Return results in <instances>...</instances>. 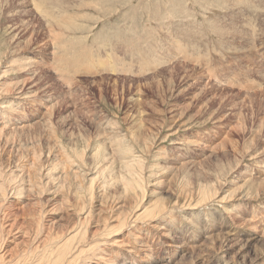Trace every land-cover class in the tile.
<instances>
[{
    "label": "rangeland",
    "instance_id": "obj_1",
    "mask_svg": "<svg viewBox=\"0 0 264 264\" xmlns=\"http://www.w3.org/2000/svg\"><path fill=\"white\" fill-rule=\"evenodd\" d=\"M43 2L51 13L41 12L39 0H0V84L11 90L19 84L23 102L17 105L32 121L45 107L54 108L48 125L43 120L30 129H8L13 147L4 153L6 162L23 165L36 151L45 165L38 177L47 181L39 191L14 197L11 209L27 223L31 218L29 225L35 227L37 214L23 216V207L32 204L29 208L38 212L41 206L45 212L40 220L47 230L56 223L55 232V226L76 219L81 206L86 207L80 219L92 206L86 243L90 238L106 243L100 249L118 264L133 259L137 264L254 262V251L263 249L262 242H251L241 253L237 245L223 254L218 247L217 252L207 247L203 236L208 229L217 234L215 223L224 216L237 224L238 215L253 211L257 218L264 217V0ZM9 94L0 97V104L16 100L17 95ZM104 122L112 127L109 133L100 127ZM118 144L123 150L129 146L130 153L143 160L142 168L137 166L144 176L143 189L128 188L126 193L125 181L133 177L124 172L125 156L118 154ZM98 149L104 155H96ZM65 158L75 165L71 168L84 169L88 178L67 177L61 188L54 177L63 167L55 163ZM107 165L110 171L100 175ZM247 174L250 183L241 189ZM211 183L219 187V196L201 199L198 186ZM184 189L187 195H182ZM242 190L255 198L240 199ZM177 197L182 205H174ZM157 199L167 206V213L154 218L143 214L132 226L116 227L111 233L103 230L105 224L117 226L119 216L130 218L151 209ZM122 202L130 203L127 210ZM76 222L69 226L82 223ZM256 222L264 229L263 219ZM98 227L99 237L93 238ZM117 239L124 241L121 246ZM129 241L136 257L125 250L132 246Z\"/></svg>",
    "mask_w": 264,
    "mask_h": 264
},
{
    "label": "bare ground",
    "instance_id": "obj_2",
    "mask_svg": "<svg viewBox=\"0 0 264 264\" xmlns=\"http://www.w3.org/2000/svg\"><path fill=\"white\" fill-rule=\"evenodd\" d=\"M46 2V1H45ZM36 3V2H35ZM41 12L49 14L51 13L47 8L45 7L46 4H44L43 0H39V3H37ZM56 10V9H55ZM51 17V16H49ZM58 16H54L52 19L54 21H56L57 23H65L68 24V22H65L63 18H56ZM48 19V18H47ZM56 19V20H55ZM32 39V38H31ZM116 58V57H115ZM207 58V57H206ZM35 59V58H34ZM1 60V59H0ZM25 60V59H24ZM42 60V59H41ZM29 61V60H28ZM104 61V60H103ZM107 61V60H105ZM24 62V61H23ZM33 62V61H32ZM25 66H26V62ZM23 63V64H24ZM37 63V62H36ZM157 63V62H156ZM32 65V64H31ZM106 65L107 62H106ZM1 66V65H0ZM33 66V65H32ZM158 66V65H156ZM225 66V65H224ZM29 67V66H28ZM31 67V66H30ZM58 67V66H57ZM28 69V68H27ZM9 71V70H8ZM56 72V71H55ZM188 72V71H187ZM212 73V72H211ZM59 74V72H58ZM66 76V75H65ZM30 78V77H29ZM29 78H26V80H28ZM63 78V77H62ZM69 79V78H68ZM67 79V80H68ZM66 80V81H67ZM20 81V80H19ZM20 83V82H19ZM17 85V84H16ZM15 85V86H16ZM23 85V84H22ZM0 84V97L5 98V96H10L9 93H11L12 95H17L15 97L16 100H10L8 103L3 102L2 104H0V264H92L93 261H96V264H104V263H108V264H118V262H116V260L114 259V256L108 253H103L105 250L100 249L102 246V243L99 240H92L91 242L86 243V233L89 230L88 228V222L91 220L92 214L93 213V207L92 206H88L90 207L89 209L86 210V212L84 211L85 215L81 217V219L79 218V213L80 211L86 207V206H81L80 210H78L79 212L76 213L75 216H77L76 219H73L71 221L68 222V224H60L59 227L55 226V228L58 229V231L56 230L55 232L53 231V228L56 223L52 222L51 225L53 228H51L49 225L48 230L44 227V223L41 219V216H43L45 209L42 208L41 206L37 209L38 212L36 211V208L30 209L29 205L31 206L32 204L29 205H24V212H23V216H33L35 214H37V216L33 217L34 220V226L35 227H31L29 225V223H32L33 221H31V218H29V222L27 223L25 217H21L18 213L20 212H16L12 208V203L14 201V197H17L23 193L26 194V192L28 193V191H33V190H38L41 189L40 187H42L43 183L47 182H42L40 181L39 177H38V173L40 171V169L43 166V164H40V157L39 155H36V151L35 154L33 155L32 158H30L29 160H27V163H23L22 164H18V166H13L12 162H10V164L8 162H6L5 158H4V153H6V151H10L9 147L12 148L11 146H9L10 143V134L12 132H10L11 130L10 127L12 126H17L16 128L25 130L27 127L30 129V127L33 125L40 126L41 123H43L44 121L47 120V125H48V120L52 117L50 115H52L50 112L53 111L54 108H52L51 110V106L50 107H45V111L42 113L41 117L39 119H36V121H32L31 119H28V117L26 116V114H24L23 109H21V107L19 105H17V101L18 104L19 102H23V98L20 97L22 92V88L19 86V84L15 87V89L13 88V90H11V88H6L4 86H2ZM4 87V88H3ZM13 87V86H12ZM9 90H11L9 92ZM24 90V89H23ZM74 91V90H73ZM79 91V90H78ZM9 92V93H8ZM26 93V92H25ZM24 93V94H25ZM20 94V95H19ZM30 95V94H29ZM22 96V95H21ZM34 97V96H33ZM37 97V96H36ZM12 98V97H11ZM56 106V105H55ZM27 112V111H26ZM50 117V118H49ZM44 120V121H43ZM52 120V119H50ZM49 120V121H50ZM99 123V122H98ZM97 123V124H98ZM51 124V123H50ZM46 125V124H45ZM30 126V127H29ZM32 126V127H33ZM11 127V128H12ZM99 127V126H97ZM104 131L106 132H110L112 127H110L109 123L104 122L101 123L100 126ZM48 128V126H47ZM14 129V128H13ZM54 130V129H53ZM102 130V131H103ZM101 132V130H100ZM29 133V132H28ZM114 134V133H113ZM132 134V133H131ZM171 134V133H170ZM37 135V134H36ZM112 135V134H111ZM106 137V136H105ZM6 138V140H5ZM40 138V137H39ZM4 139V140H2ZM36 139V138H35ZM118 140V139H117ZM58 141V140H57ZM135 141V140H134ZM138 141V140H136ZM183 142V141H182ZM225 142V141H224ZM35 143V142H34ZM118 143V142H117ZM139 143V142H138ZM150 143V142H149ZM180 143V142H178ZM32 144V143H31ZM58 144V143H57ZM154 144V143H153ZM181 146L184 145L183 143H180ZM222 145V144H221ZM20 146V145H19ZM58 146V145H57ZM113 146V145H112ZM55 147V146H53ZM147 147V146H146ZM149 147V146H148ZM211 147V146H210ZM217 147V146H216ZM42 148V147H41ZM52 149V147H50ZM126 149H120L119 148V144H118V154H120L121 156H125L122 157L123 161L122 163L124 164V172L126 174H129L130 176L133 177L132 180L129 181H125V189L127 190L126 193H128V188H131V190H133L134 192H136L135 190L137 189V187H139V189H141L143 187L142 184H140V182H143L144 180V176L143 174H141V171L139 170V167L137 168V166H143V160H141L138 156L135 157L132 153H130V151H132V148H130L129 146L125 147ZM181 148V147H180ZM35 149V148H34ZM114 149V148H113ZM86 150V149H85ZM63 151V150H62ZM42 152V151H41ZM65 152V151H64ZM77 152V151H76ZM115 152V151H114ZM214 152V151H213ZM38 153V152H37ZM50 153L51 150H50ZM60 153V152H59ZM80 153H84V152H80ZM79 153V154H80ZM49 154V153H48ZM57 154V153H56ZM68 154V153H67ZM78 154V153H77ZM96 155H104L103 152L101 151V149L96 150ZM130 154V155H129ZM166 154V152L164 153ZM8 155V154H7ZM36 155V156H35ZM41 155V154H40ZM43 155V154H42ZM118 155V156H120ZM163 155V154H162ZM22 156V155H21ZM59 156V155H58ZM114 156V155H113ZM117 156V155H116ZM120 156V157H121ZM65 157V156H64ZM68 157V156H66ZM74 157V156H73ZM78 157V155L76 156ZM84 157V156H83ZM12 158V157H11ZM18 158V157H17ZM62 159V157H59ZM79 158V157H78ZM114 158V157H113ZM169 158V157H168ZM61 159H57L60 160L59 162H61L60 164L55 163L56 164V168H59L60 166H62L63 168L62 171L59 173V175H56V177H54L53 173L51 174V176H53L55 178V180H57L59 186L64 187L65 184L63 185V182L65 181V179L70 178L71 177H86L88 178V174H84L82 173L81 169H73L75 167L70 166V164L73 163H69V160H66L67 158L61 160ZM70 159V158H69ZM72 159V158H71ZM82 159V158H81ZM80 159V160H81ZM84 159V158H83ZM120 159V158H119ZM56 160V159H55ZM54 160V161H55ZM56 160V161H57ZM107 160V159H106ZM85 161V160H84ZM83 161V162H84ZM109 161V160H108ZM114 161V160H113ZM191 161V160H190ZM206 162V161H205ZM53 163V162H52ZM65 163V164H64ZM113 163V162H112ZM85 164V163H84ZM121 164V163H120ZM186 164V163H185ZM193 164V163H192ZM73 167L71 169H68L67 166ZM74 165V164H73ZM54 166V165H53ZM52 166V168H53ZM75 166V165H74ZM120 166V165H119ZM185 166V165H184ZM105 167V166H104ZM108 167V168H107ZM107 167L105 169H103V172H100L101 174L106 173L107 170L110 171L109 165H107ZM122 167V166H121ZM217 168V167H216ZM219 168V167H218ZM240 168V167H239ZM43 169V168H42ZM40 171V173L42 174V170ZM51 169V167H50ZM55 169V168H54ZM221 169V168H220ZM52 170V169H51ZM49 170V171H51ZM48 171V170H47ZM158 171V170H157ZM44 172V171H43ZM52 172V171H51ZM234 172V171H233ZM47 173V172H46ZM49 175V173H47ZM219 174V173H218ZM86 175V176H84ZM233 176V175H232ZM41 178V177H40ZM52 178V177H51ZM53 178V179H54ZM85 178V180H86ZM259 178V177H257ZM72 179V178H71ZM70 179V180H71ZM74 179V178H73ZM93 179V178H92ZM263 179V178H262ZM69 180V179H68ZM79 180V179H77ZM94 180V179H93ZM92 180V181H93ZM217 180V179H216ZM249 179V175L247 174V176L245 177L244 184L241 185V189L247 184L250 183ZM51 181V180H50ZM81 183L83 182L82 180H80ZM79 181V182H80ZM91 181V183H92ZM262 181V180H261ZM66 182V181H65ZM78 182V183H79ZM85 182V181H84ZM169 183V182H168ZM46 184V183H45ZM93 184V183H92ZM262 184V183H261ZM49 185V184H48ZM82 185V184H80ZM170 185V184H169ZM45 186V185H44ZM51 186V185H50ZM69 186V185H68ZM79 186V185H78ZM102 186V185H101ZM220 186V185H219ZM83 187V186H81ZM91 187V186H90ZM104 187V186H103ZM198 193L200 195L201 193V199H208L210 200L212 197L217 198L218 193L219 192V187L216 186L215 184H200V186H198ZM56 188V187H55ZM60 188V187H59ZM60 188V189H61ZM77 188V187H76ZM75 188L76 191L77 189ZM80 187H78L79 189ZM186 188V187H185ZM43 189V188H42ZM51 189V188H50ZM57 189V188H56ZM58 189V190H60ZM100 189V188H99ZM143 189V188H142ZM171 189V188H170ZM35 190V191H36ZM49 190V189H48ZM103 190V188H102ZM188 190V188H187ZM244 190V189H243ZM242 190V194H239V198L240 199H247V197L250 198H255L253 194H250V192H246ZM46 191V190H45ZM64 191V190H63ZM105 190H103L104 192ZM186 189H184V191H182V195H184ZM190 191V190H189ZM264 191V190H263ZM43 192V191H42ZM60 192V191H59ZM69 192V191H68ZM61 193V192H60ZM63 193V192H62ZM81 193V191H80ZM93 193V192H91ZM178 193V192H177ZM195 193V191L193 190L192 192L190 191V194H192V196H194L193 194ZM244 193V194H243ZM261 193V192H260ZM259 193V194H260ZM32 194V193H31ZM41 194V193H40ZM66 194V193H65ZM79 192L76 191V195H78ZM180 194V193H179ZM187 191H186V195H187ZM257 194V193H256ZM27 195V194H26ZM44 195V194H43ZM59 195V194H58ZM80 195V194H79ZM94 194H91V196ZM105 195V194H103ZM129 194H126L125 197L127 198ZM246 195V196H245ZM28 196V195H27ZM90 196V197H91ZM95 196V195H94ZM191 196V197H192ZM237 196V195H236ZM37 197V196H36ZM43 197V196H42ZM63 197V196H62ZM89 197V198H90ZM104 197V196H103ZM108 197V196H107ZM132 197V196H131ZM197 197V196H196ZM199 197V196H198ZM32 198V197H31ZM35 198V197H34ZM33 198V199H34ZM93 198V197H91ZM130 198V196H129ZM185 200L188 203V196H185ZM190 198V197H189ZM17 199V198H16ZM22 199V198H21ZM41 199V198H40ZM61 199V198H60ZM66 199V196L63 198ZM76 199V198H75ZM94 199V198H93ZM92 199V200H93ZM106 199V198H105ZM179 197H177L176 201H174V205L176 204H181L179 202ZM58 200V199H57ZM103 199H101V202H99V206H100V211H103ZM127 200V199H126ZM200 200V199H198ZM82 201V200H81ZM89 201V200H88ZM87 201V202H88ZM190 201V200H189ZM201 201V200H200ZM246 201V200H245ZM36 202V201H35ZM62 202V201H61ZM70 202V201H68ZM79 202V201H78ZM155 203L152 204L154 205L151 209L145 210L142 212H138L140 210V208H138V213L133 214V216H131L130 218H128L129 216H126L120 219L118 217V225H116V223H114L115 225H113L112 227L109 228V226L106 225V227L104 226L103 230L107 231L108 233H111L112 229H115L116 227L119 228H123L124 226L127 228V226H130L133 223H138L139 218L144 214H150L153 215L152 218H154V216L159 215L160 213H167V206H165V204H163L161 201H159L158 199L156 201H154ZM198 202V201H197ZM203 202V201H202ZM37 203L39 204V200L37 201ZM53 203V202H52ZM65 203V202H62ZM75 203V202H74ZM82 203V202H81ZM84 203V202H83ZM86 203V202H85ZM84 203V204H85ZM118 203V202H117ZM196 203V202H195ZM201 203V202H200ZM80 204V203H79ZM130 203L127 202H122L121 203V207L123 209H128V205ZM189 204V203H188ZM36 205V204H34ZM41 205V204H39ZM51 205V204H50ZM71 209H72V204H70ZM81 205V204H80ZM87 205V204H86ZM182 205V204H181ZM184 205V204H183ZM33 206V205H32ZM68 206V205H67ZM75 206V205H74ZM78 206V205H76ZM75 206V207H76ZM119 206V205H118ZM178 206V205H176ZM20 207V206H18ZM22 207V206H21ZM38 207V205L36 206ZM59 207L67 209V207L63 206L61 203H59ZM68 207V208H70ZM138 207V206H137ZM136 207V208H137ZM187 207V206H186ZM263 207V206H262ZM17 208V207H16ZM26 208H28L29 213L26 214ZM74 208V207H73ZM77 208V207H76ZM73 209V210H76ZM134 208V207H133ZM134 208V209H136ZM19 209V208H18ZM78 209V208H77ZM107 209V208H106ZM119 209V207H118ZM68 210V209H67ZM71 210V211H73ZM142 210V209H141ZM77 211V210H76ZM74 212V211H73ZM95 212V211H94ZM120 212V211H119ZM228 212V211H227ZM226 213V212H225ZM241 213V212H240ZM39 214V215H38ZM73 214V213H70ZM110 214V213H109ZM235 214V213H233ZM243 214V213H241ZM257 214V213H256ZM230 215V214H229ZM258 215V214H257ZM253 211L248 213V215H238L239 216V220H238V224L233 221L231 218H221L219 223H215L218 225V229L219 232L217 231L218 236L216 237L215 235L217 234H213L211 229H208L205 233L204 236L205 239H208L207 242H205L206 246L208 247L209 245H211L212 248H214V252H217V249H219L221 253H225L227 250H233V247L239 245V249L238 251L241 253L242 249H245L246 247L249 246V244L251 242L254 241H260L262 242V248L261 251L256 252L254 251L255 255L254 256V262L250 263V264H264V229H260V226H258L256 219H263L264 221V217L263 216H259L260 218H257ZM39 216V217H38ZM73 217V216H72ZM116 217V218H117ZM143 217V216H142ZM147 217V215H146ZM222 217V216H221ZM100 218V217H99ZM116 218L115 222H116ZM150 218V217H149ZM24 219V220H23ZM113 219V220H114ZM217 219V218H216ZM231 219V222H230ZM26 220V221H25ZM51 220V219H50ZM49 220V221H50ZM76 220H81V225L78 226H72L70 227L69 225L71 223L76 222ZM146 220V219H145ZM154 220V219H153ZM219 220V218H218ZM104 221V220H103ZM147 221V220H146ZM190 221V220H189ZM262 221V220H261ZM48 222V221H47ZM51 222V221H50ZM141 222V221H140ZM211 222V221H210ZM260 222V221H259ZM66 223V222H65ZM78 222H76L77 224ZM33 224V223H32ZM36 224V225H35ZM48 224V223H47ZM45 224V225H47ZM87 224V225H86ZM104 224V223H103ZM214 224V223H213ZM244 225L245 228L242 229L241 227H243ZM95 226V225H94ZM111 226V225H110ZM132 226V225H131ZM134 226V225H133ZM136 226V225H135ZM143 226V225H142ZM99 228L98 227L92 234V237L94 238V236L96 234H99V231H97ZM264 228V227H263ZM118 229V228H117ZM50 230V231H49ZM102 230V229H101ZM121 230V229H120ZM46 231V232H45ZM48 231V232H47ZM68 234H66V232H69ZM97 231V233H96ZM117 232V230H115ZM122 231V230H121ZM120 231V232H121ZM114 232V231H113ZM107 233V234H108ZM133 233V232H132ZM95 234V235H94ZM103 234V233H102ZM150 234V233H149ZM202 234V233H201ZM137 235V234H136ZM136 235L133 238V240H137L138 238L136 237ZM99 237V235H96ZM95 236V237H96ZM108 236H110V234H108ZM97 237V238H98ZM106 237V236H105ZM101 238V236H100ZM110 239V238H109ZM204 239V238H203ZM112 239H110V243ZM116 240V239H114ZM117 243L121 242L122 240L117 239ZM78 241V242H77ZM103 241H105L103 239ZM203 241V240H202ZM210 241V243L208 242ZM85 242V243H84ZM108 242V240H107ZM116 242V241H115ZM124 242V241H123ZM123 242L119 243L120 246L121 244H123ZM109 243V242H108ZM109 243V245H110ZM132 242L129 241L127 244H129ZM106 244V243H104ZM116 244V243H113ZM100 245H102L100 247ZM134 244H132V246H126L125 250L126 252H128L129 254H133L135 257L136 255H138L137 250L135 249V247L133 246ZM145 247V245H144ZM149 247V245H148ZM190 247V246H189ZM210 247V249H211ZM215 247H218L217 249ZM135 249V250H134ZM148 249V248H147ZM216 249V250H215ZM144 251V250H143ZM106 252V251H105ZM140 252V251H139ZM142 252V251H141ZM146 252V251H145ZM237 252V251H236ZM114 253V252H113ZM236 254V253H235ZM238 254V253H237ZM243 254V253H242ZM146 255V254H145ZM117 256V255H116ZM224 256V255H223ZM140 257V256H139ZM149 257V256H147ZM211 257V256H210ZM116 258V257H115ZM142 258V257H141ZM143 259V258H142ZM252 259V258H250ZM88 260V261H86ZM218 260V259H217ZM137 260L133 259V261H131L130 264H137L136 263ZM249 261V260H248ZM222 262V261H221ZM220 262V263H221Z\"/></svg>",
    "mask_w": 264,
    "mask_h": 264
}]
</instances>
